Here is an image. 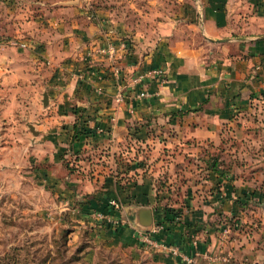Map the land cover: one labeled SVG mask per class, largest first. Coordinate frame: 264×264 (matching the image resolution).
I'll use <instances>...</instances> for the list:
<instances>
[{
    "label": "crops",
    "instance_id": "0c3cea01",
    "mask_svg": "<svg viewBox=\"0 0 264 264\" xmlns=\"http://www.w3.org/2000/svg\"><path fill=\"white\" fill-rule=\"evenodd\" d=\"M109 43L127 66L119 78L97 52ZM152 68L163 70L162 81L129 87V77ZM141 89L147 95L135 98ZM259 118L264 0H0V201L15 197L22 208L33 197L36 214H66L75 233L84 227L95 243L147 248L158 264L186 263L138 240L153 227L180 255L221 252L228 264H264V151L252 153ZM132 123L150 133L157 125L164 147H189L185 164H204L205 174L190 176L193 198L176 222L159 214L148 179L83 174L89 152L116 144ZM234 139L244 141L238 164L228 154ZM205 148L217 153L203 156ZM111 199L125 220L117 229L90 217Z\"/></svg>",
    "mask_w": 264,
    "mask_h": 264
},
{
    "label": "rangeland",
    "instance_id": "374dc122",
    "mask_svg": "<svg viewBox=\"0 0 264 264\" xmlns=\"http://www.w3.org/2000/svg\"><path fill=\"white\" fill-rule=\"evenodd\" d=\"M91 5L93 7L94 3ZM164 8L171 10V7L168 8V6H164ZM145 11L150 12L147 8ZM139 23L142 24V22ZM147 23L150 21L147 20ZM12 43L22 49L28 47L25 43L17 44V41L15 43L14 39ZM39 47L42 48L37 51V55L41 57L37 56L39 72L46 74L45 70L49 65L47 63V48ZM26 59L32 61V55L28 54ZM40 85L42 86V84ZM256 120H254V124L256 121L259 130L252 135L253 139H258V143L252 145L253 154L260 150L264 151V136H262L264 119ZM134 124L132 123L129 127L130 130L120 136L121 139L116 141V144L102 148L100 151L89 152L93 161L83 164V174L89 176L91 172L103 171L107 175L116 177L122 183L129 181L130 178L148 179L155 191V207H160L159 214H165L167 218L178 215L179 220L183 215V207L193 198L191 196H193L194 182L190 176L197 171L203 175L204 164H185L186 159L193 151L189 147L184 148L186 151L180 149L178 145L164 147L163 141L166 140V137L165 134L156 133L157 125L150 133L147 132V127L146 132H143ZM244 137L242 135L241 139ZM242 142L244 141L241 140L238 143V140L234 139L233 147L228 150V154L235 155L237 164L239 163L238 151L239 153L245 151L241 145ZM200 152H203V156H214L217 153L216 150L207 148ZM88 155L85 156L89 158ZM73 169L76 168L73 167ZM92 177L90 176V178ZM92 183L99 188L102 179ZM15 201V197H11L9 201L4 198L0 201V264H66L65 261L73 256L74 248L80 242L86 241L83 230H87V228L83 227L78 233H75L76 230L72 227L74 222L66 214H36L29 203L33 201V197L24 200L22 208ZM178 220L173 219L171 222ZM62 227H69L71 230L67 235L65 251H62L61 244L56 245L55 239H53V237L56 240L59 239L57 233ZM88 236L90 237L89 240L87 239L88 242L86 241L88 247L84 250L85 254L81 262L77 260L72 264H158L148 259L147 248L145 251L141 246L129 247L115 246L105 242L95 243L89 234Z\"/></svg>",
    "mask_w": 264,
    "mask_h": 264
},
{
    "label": "built area",
    "instance_id": "2783aa9c",
    "mask_svg": "<svg viewBox=\"0 0 264 264\" xmlns=\"http://www.w3.org/2000/svg\"><path fill=\"white\" fill-rule=\"evenodd\" d=\"M124 45L120 44V48L123 49ZM116 51L117 47L113 44L109 43L105 47H99L97 48V52L99 54H102V56H105L109 60L110 66H109V74L113 78H119L122 71H125V68L127 67L125 64L119 63L117 61L116 57ZM164 72L161 68H152L145 70L137 75H133L128 78V84L129 87L135 88L137 84H141L144 80L147 79H156L159 81H162L164 78ZM79 77H81V74H79ZM147 95L146 90H139L135 94V98H143ZM108 204L111 208V212L103 213L100 211H93L90 215L92 219H94L97 223H104L111 227V229H117L118 227L122 226L125 223V220L121 218L118 214V211L120 209V205L115 200H109ZM157 228L153 227L148 232H139L137 234L138 240L140 242L149 244L150 246L154 248H161L166 249L167 252L173 256V257H181L183 262L186 264H202L201 260H204L207 262V264H228L229 258L226 254L217 252V253H210V252H194L189 255H180L178 252V249L176 246H165L163 243H161L160 240L155 238L154 234L156 232ZM226 232V228H224L223 232ZM194 239L191 240V243L194 244ZM180 255V256H179Z\"/></svg>",
    "mask_w": 264,
    "mask_h": 264
},
{
    "label": "trees",
    "instance_id": "16d2710c",
    "mask_svg": "<svg viewBox=\"0 0 264 264\" xmlns=\"http://www.w3.org/2000/svg\"><path fill=\"white\" fill-rule=\"evenodd\" d=\"M65 166L67 167V169H70L68 167L67 163L65 164ZM111 200H114V199H111ZM96 211H100V212H103V213L111 212V208H110V206L108 204V201L106 202V205L101 206ZM177 216L178 215H173L172 217H168L167 218V216L164 214L163 215V220L171 222L173 219H178ZM98 224L105 225L107 228L111 229V227L109 225H107V224H104V223H98ZM69 231H71L69 227H64V228L62 227L61 229L58 230V233H57L59 235V239L56 240V238L53 237V239H55L56 245H58V243H60L61 246L63 247L62 251H65V242L67 240V235H68ZM83 234H84V237H85L86 241L88 242V240L90 238L88 236V230H83ZM86 241L80 242L79 245H77L74 248V250H73L74 254L68 260L65 261L66 264H72V263H74L77 260H80V262H81L82 257L85 254L84 250L88 247V243Z\"/></svg>",
    "mask_w": 264,
    "mask_h": 264
},
{
    "label": "water",
    "instance_id": "95a60500",
    "mask_svg": "<svg viewBox=\"0 0 264 264\" xmlns=\"http://www.w3.org/2000/svg\"><path fill=\"white\" fill-rule=\"evenodd\" d=\"M211 41H217V42H220V41H223V40H211ZM46 93L45 92H43V94H42V103H43V105H45V103H46ZM29 127H30V129L32 130V126L31 125H29ZM144 212V214L146 215V223L145 224H143V226H149L150 225V217H148L149 216V212H148V210H144L143 211ZM148 215V216H147Z\"/></svg>",
    "mask_w": 264,
    "mask_h": 264
}]
</instances>
